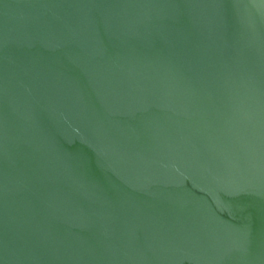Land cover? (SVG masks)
Returning <instances> with one entry per match:
<instances>
[{
  "label": "water",
  "instance_id": "obj_1",
  "mask_svg": "<svg viewBox=\"0 0 264 264\" xmlns=\"http://www.w3.org/2000/svg\"><path fill=\"white\" fill-rule=\"evenodd\" d=\"M0 264H264V0H0Z\"/></svg>",
  "mask_w": 264,
  "mask_h": 264
}]
</instances>
